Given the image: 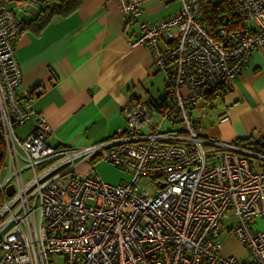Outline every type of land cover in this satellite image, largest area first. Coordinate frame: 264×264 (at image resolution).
I'll return each mask as SVG.
<instances>
[{
	"label": "built area",
	"instance_id": "1",
	"mask_svg": "<svg viewBox=\"0 0 264 264\" xmlns=\"http://www.w3.org/2000/svg\"><path fill=\"white\" fill-rule=\"evenodd\" d=\"M147 1L119 0L124 22H136ZM168 1L180 4L177 13L140 23L132 43L152 47L166 101H134L112 138L63 148L50 145L53 129L33 110L34 91L20 90L15 56L24 26L15 9L50 0H0V264H52L56 255L65 264H264V233L252 226L264 220V153L204 137L193 115L228 94L251 54L264 50V0H229L233 20L222 18L215 34L202 0ZM28 123L31 132L19 136ZM82 162L92 164L88 175L75 173ZM95 162L133 179L108 184ZM225 230L248 262L225 256Z\"/></svg>",
	"mask_w": 264,
	"mask_h": 264
},
{
	"label": "crops",
	"instance_id": "2",
	"mask_svg": "<svg viewBox=\"0 0 264 264\" xmlns=\"http://www.w3.org/2000/svg\"><path fill=\"white\" fill-rule=\"evenodd\" d=\"M179 9L174 1L149 0L139 19L126 24L119 0H82L75 12L54 18L39 33L20 32L15 42L22 70L20 90L34 91L33 110L53 129L52 146L82 148L104 142L126 126L124 110L134 101L153 105L166 101V94L157 96L162 78L152 47L132 43L140 34V23L155 24ZM40 10L38 5L23 6L15 13L25 24ZM167 46L162 39L161 49ZM211 100L210 106L193 110L204 137L233 144L264 138V50L251 54L228 94ZM223 114L228 116L225 122ZM159 119L155 114L154 120ZM32 128L28 123L20 129L26 136ZM252 226L264 233V220L257 219ZM221 239L225 256L250 260L229 230Z\"/></svg>",
	"mask_w": 264,
	"mask_h": 264
},
{
	"label": "trees",
	"instance_id": "3",
	"mask_svg": "<svg viewBox=\"0 0 264 264\" xmlns=\"http://www.w3.org/2000/svg\"><path fill=\"white\" fill-rule=\"evenodd\" d=\"M81 4L82 0H55L53 3H49L41 7L40 12L35 16V18L24 24L22 31L29 29L35 33H39L54 18H63L72 14L80 7ZM201 5L204 11V22L214 34L217 26L221 24L222 18H228L230 22L233 20V10L229 0H222L219 3L211 0H202ZM236 145L254 152H264V138L254 141L236 142ZM2 161L3 152L1 150L0 166Z\"/></svg>",
	"mask_w": 264,
	"mask_h": 264
},
{
	"label": "rangeland",
	"instance_id": "4",
	"mask_svg": "<svg viewBox=\"0 0 264 264\" xmlns=\"http://www.w3.org/2000/svg\"><path fill=\"white\" fill-rule=\"evenodd\" d=\"M222 0H215V2L219 3ZM162 80L159 82L160 86V93L157 92V96H164L166 94V81H165V74L160 72L159 73ZM170 127L168 124L165 125V129ZM24 129H17V134L19 136H23ZM50 143V140H49ZM50 145H52L50 143ZM94 164V163H93ZM95 168H96V173L97 175L106 183L111 184V185H118L123 182H130L133 179V175L126 170H122L120 168H117L115 165L110 164V163H105V162H95ZM92 170V164L90 162H82L78 164V166L75 169V173L77 175L85 176L88 175ZM141 184L143 185L144 188H151L153 189L152 191L158 192V189L155 188L153 183L146 181L143 179L141 181ZM227 224H232V222H227ZM227 235L223 236V239L227 240ZM51 262L52 264H65V260L61 256H52L51 257Z\"/></svg>",
	"mask_w": 264,
	"mask_h": 264
},
{
	"label": "water",
	"instance_id": "5",
	"mask_svg": "<svg viewBox=\"0 0 264 264\" xmlns=\"http://www.w3.org/2000/svg\"><path fill=\"white\" fill-rule=\"evenodd\" d=\"M12 194H13V188L10 187V188L8 189V196H11Z\"/></svg>",
	"mask_w": 264,
	"mask_h": 264
}]
</instances>
